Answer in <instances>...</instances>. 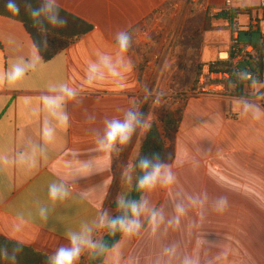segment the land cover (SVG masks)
<instances>
[{
  "label": "crops",
  "instance_id": "crops-1",
  "mask_svg": "<svg viewBox=\"0 0 264 264\" xmlns=\"http://www.w3.org/2000/svg\"><path fill=\"white\" fill-rule=\"evenodd\" d=\"M225 2L206 0L208 10L202 13L193 9L192 0H58L59 8L93 30L49 62L22 22L0 15V238L12 242L0 248L11 254L19 247L16 264L49 257L68 243V233L83 224L95 227L104 209L121 214L116 201L130 200L132 166L148 130H138L112 153L97 149L96 134L106 118H122L134 101L141 111L149 102L146 116L156 119L161 104H153L155 95L163 92L166 103L183 91L190 59L194 83L199 66L229 58L234 31L243 33L256 21L264 27L261 0L234 2L231 11L252 10L239 13L234 30L215 17L225 12ZM121 30L131 34L132 46L116 65L118 75L101 65L89 80V65L101 56L117 60L115 36ZM21 61L35 67L9 83L8 71ZM62 85L75 96L70 98ZM253 93L256 97L247 99L261 108L259 118L243 113L237 103L242 96H181L178 130L173 138L162 135L172 156L165 163L176 180L145 190L141 198L150 208L162 209L165 221L153 230L150 213H143L139 232L123 234L96 264H264V88ZM45 128L53 130L51 139L44 138ZM54 182L65 184L66 199L49 198ZM204 194L208 199L202 204L189 199ZM219 196L228 198L223 212L213 208ZM177 201L186 212L179 224H168ZM42 207L46 219L40 216ZM106 232L96 229L93 238L103 242ZM93 261L85 252L77 264ZM0 264L11 262L0 259Z\"/></svg>",
  "mask_w": 264,
  "mask_h": 264
},
{
  "label": "clouds",
  "instance_id": "clouds-1",
  "mask_svg": "<svg viewBox=\"0 0 264 264\" xmlns=\"http://www.w3.org/2000/svg\"><path fill=\"white\" fill-rule=\"evenodd\" d=\"M6 9L13 15H19L20 7L16 0H7L5 5ZM30 17L35 24L39 27L42 34L48 33V28L45 23L52 27H64L67 20L60 16L58 0H41L39 7L33 8L31 5H26ZM116 45L118 48V57L113 61L111 57L101 56L98 63L89 65L88 79H94V74L98 73L101 65L109 68L113 75H118L116 65L124 62V55L132 46V36L126 30H121L115 36ZM46 43V41H45ZM130 64V61H129ZM35 67L31 62H18L11 66L7 73V80L9 83H14L22 79L30 68ZM237 77L243 79H250V74L247 72H237ZM255 81H253L254 83ZM61 89L71 98L75 96V91L68 88L67 85H62ZM146 97L152 98L153 93L145 88ZM164 93H158L153 99V104L158 105ZM237 103L241 105L244 114L251 113L255 118H259L261 108L258 104L247 98H240ZM65 121L67 116L64 117ZM103 129L96 134L97 149L106 151L108 153L116 152L119 146L127 145L131 142L134 135L138 130L143 133L151 127L149 118L140 110V102L134 101L130 107L123 111L122 118L105 119L103 122ZM53 130L45 128L43 136L45 139H51ZM129 166H125V171ZM141 170L142 175L137 180V188L140 190H150L155 188L157 184L171 185L175 182L176 177L171 171L170 167L161 162L158 155L152 157L143 156L138 162L132 166ZM130 179V177H128ZM69 192L63 182L52 183L48 187V196L51 200H64L68 197ZM85 195V193H81ZM193 203H204L208 199L207 194L203 198L189 197ZM117 209L121 212L120 215L112 216L107 209H104L98 220L95 222V227L88 224L81 225L79 231L68 233L66 245L58 247L49 257L48 264H77L80 257L88 252L90 255H99L106 251L102 241L93 238V232L96 229H107L110 233L115 234L119 231L125 236H131L139 232L142 227L141 215L149 212V222L155 226L165 221L164 211L162 209L150 208L146 199L140 201L129 200L125 197L117 198ZM228 207L227 196H219L213 201V208L215 211L223 212ZM176 215L167 220L168 224H179V217L186 212V208L182 202H175L173 204ZM40 216L47 218V209L40 208ZM20 243V242H18ZM19 247L13 249L10 254L7 248H0V259L8 260L11 264H16V253L19 252ZM189 264V262H186Z\"/></svg>",
  "mask_w": 264,
  "mask_h": 264
},
{
  "label": "trees",
  "instance_id": "trees-1",
  "mask_svg": "<svg viewBox=\"0 0 264 264\" xmlns=\"http://www.w3.org/2000/svg\"><path fill=\"white\" fill-rule=\"evenodd\" d=\"M6 3L7 0H0V15L11 19L14 18V20L20 21L25 25L26 30L31 35L35 46L37 47L42 59L45 62L51 61L54 57L66 51L81 37L89 34L93 30V26L91 24L59 8L60 16L64 17L67 20L66 26L52 27L51 25L45 23V26L48 28V33L45 35L41 33L39 27L35 24L33 19L30 17L28 11L26 10V5H31L33 8L39 7L41 0H16V3L20 7L19 15H13L11 12H9L5 7ZM251 11L252 10H245L241 12L231 11L230 13L222 11L218 13L215 17L218 20L229 21L231 29L234 30L235 21L238 18L239 13H251ZM254 36L258 37V41H253ZM241 39L247 42L248 44L254 46L255 58L253 59V68L251 69V71L255 76L254 85H257L260 83V77L264 68V44L262 42L261 34L254 32H243L241 33ZM210 65L219 71L228 70V68L230 67L228 61H217L215 63H211ZM201 67L202 66H199L200 70ZM216 94L228 97V95L225 93ZM234 96H242L245 98L256 97L254 93L248 94L244 92V83L238 87V90L235 92ZM180 118L181 114L179 118L174 117V115L167 116L166 122L164 123L166 129L165 133L167 134V136H169V138H173L176 134L179 127ZM154 154L158 155L161 162L163 163L170 161L172 157L171 151L166 150L162 135L156 125H152V127L149 129L144 144L142 146L141 154L136 160L135 164L141 157H152ZM141 175V170L137 167H134V183L130 200L140 201L143 196L145 190H140L137 188V180ZM122 235L123 234L119 231L115 232V234H112L107 230L103 240V244L106 248V251L102 254L113 249L120 241ZM5 244H12V242L4 238H0V246ZM32 264H48V256L38 255V261L36 260ZM92 264H96V262L93 261Z\"/></svg>",
  "mask_w": 264,
  "mask_h": 264
},
{
  "label": "built area",
  "instance_id": "built-area-1",
  "mask_svg": "<svg viewBox=\"0 0 264 264\" xmlns=\"http://www.w3.org/2000/svg\"><path fill=\"white\" fill-rule=\"evenodd\" d=\"M206 0H192L193 9L199 12H206ZM237 0H226L225 12H231V8L234 2ZM262 8H264V0H261ZM242 32H259L264 44V27L259 21L253 22L247 26H244ZM241 31L236 30L232 34L230 41V56L226 60L229 62L230 67L228 70L219 71L216 70L210 64H205L201 67L197 78L195 91L197 95L201 94H214L225 93L227 95H235L238 87L244 83V92L252 94L258 87L264 88V68L260 77V83L254 85L253 81L255 76L251 69L253 68V59L255 58L254 46L241 40ZM237 72H247L250 74V79L245 80L243 77H237Z\"/></svg>",
  "mask_w": 264,
  "mask_h": 264
},
{
  "label": "rangeland",
  "instance_id": "rangeland-1",
  "mask_svg": "<svg viewBox=\"0 0 264 264\" xmlns=\"http://www.w3.org/2000/svg\"><path fill=\"white\" fill-rule=\"evenodd\" d=\"M194 59V58H193ZM193 59H190L191 62V68H189L188 70V75L185 77L184 79V89L183 91H175V94L173 97H170V101L165 102V100L167 99L166 97H162L160 100V104L161 107H158L157 113H156V119H152L151 121V127L152 125H156L161 133V135H163V137H169L167 136L166 129H165V123L166 122V118L168 115H174V117L179 118L181 111H182V106L180 105L181 101L184 99L181 96H183L186 93H192L194 95H197L196 91H195V86H196V79L195 82L192 83L191 80L193 79V76H195V70L196 67L194 64H192ZM199 70V69H198ZM197 70V75L199 73V71ZM191 79V80H190ZM189 82V84H188ZM192 83V86H191ZM188 84V85H187ZM148 104V105H147ZM144 107V109L142 110V112L147 115V110L146 107L148 108L149 106V102L147 103ZM150 127V128H151ZM149 131V129H148Z\"/></svg>",
  "mask_w": 264,
  "mask_h": 264
},
{
  "label": "water",
  "instance_id": "water-1",
  "mask_svg": "<svg viewBox=\"0 0 264 264\" xmlns=\"http://www.w3.org/2000/svg\"><path fill=\"white\" fill-rule=\"evenodd\" d=\"M95 257V262L99 260V255L94 256Z\"/></svg>",
  "mask_w": 264,
  "mask_h": 264
}]
</instances>
